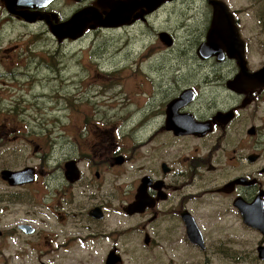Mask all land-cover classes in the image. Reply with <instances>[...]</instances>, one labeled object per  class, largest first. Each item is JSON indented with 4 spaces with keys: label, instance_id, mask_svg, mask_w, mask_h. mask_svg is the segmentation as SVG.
<instances>
[{
    "label": "flooded vegetation",
    "instance_id": "af4514ba",
    "mask_svg": "<svg viewBox=\"0 0 264 264\" xmlns=\"http://www.w3.org/2000/svg\"><path fill=\"white\" fill-rule=\"evenodd\" d=\"M176 1L166 0L151 12L140 6L116 29L92 33L129 32L127 28L149 24L164 6ZM200 1L204 19L182 22L186 29L180 37L174 30L149 24L150 42L155 44L150 54H161L155 57L157 63L151 59L157 67L142 83L148 91L146 110L131 121L96 122L80 115L79 130L83 136L88 134L87 142L70 133L71 119L61 131L69 145L58 150L42 138L38 146L48 151L39 153L35 165L26 166L13 150L21 149L19 138L33 132L25 122L0 114V248L25 239L34 250L0 264H82V258L90 264L94 257L108 264L110 256L115 257L113 264H138L140 249H165L181 240L201 250L200 243L188 235V221L200 231L204 251L236 249L230 242L242 246L239 231L230 238V230L252 232L250 240L243 238L250 245L244 264H264V0H245L241 7L230 0ZM64 2L71 6L63 17L56 8ZM86 8L97 9L102 17L111 10L103 0H0V40L6 38V22L57 25ZM23 9L30 17L20 15ZM243 22H249V36ZM24 38L0 47V66L8 74H19L10 83L19 89L17 101L27 103L28 88L38 81L34 80L38 73L27 84L24 76L32 68L20 69L25 63ZM160 55L176 59L177 66L163 64ZM62 69L63 64L60 74L66 73L68 65L65 72ZM134 113L132 109L123 115ZM12 142L18 146L11 147ZM85 144L89 158L79 154ZM134 159L145 173L136 175L125 199L117 196L122 192L118 175L111 176L112 193H107V175ZM27 168L26 178L19 173ZM127 174L129 178L132 172ZM197 182L202 196L195 200L196 192L189 189ZM141 193L144 208L139 204ZM28 202H35L34 217H22L23 209L12 218L11 205ZM208 204H213L209 213L198 219L196 215Z\"/></svg>",
    "mask_w": 264,
    "mask_h": 264
},
{
    "label": "rangeland",
    "instance_id": "374dc122",
    "mask_svg": "<svg viewBox=\"0 0 264 264\" xmlns=\"http://www.w3.org/2000/svg\"><path fill=\"white\" fill-rule=\"evenodd\" d=\"M230 4L241 7L245 5L246 2L245 0H230ZM70 6V2H64L60 7L56 8V10L64 17L67 15L66 10ZM204 10V4L200 0H177L174 4L164 6L151 18L149 24H154L156 28H163L169 32L174 30L180 37L184 34V30L186 29L182 27V22H202L204 19ZM243 23L247 31L246 35L249 36L250 33L247 28V26L250 27L249 22ZM149 24H140L135 29L127 28L131 31L121 33L115 31L112 34H104L87 31L83 34L87 36L86 38L79 42L71 43L74 38L67 37L63 40L57 37L55 38L48 26L44 23L28 24L24 22H8L7 24L6 22L7 34L4 40H0L1 48H6L10 43L9 41H12V43L17 42L19 36H23L27 33V36L23 39V51H21V53H25V63L22 64L20 68L22 70L30 67L32 68L31 71H28L27 75L24 76L27 80V84H30V79L34 73L44 75L42 77L36 76L34 80H39L41 78L50 82L48 85L43 81H39L37 85H30V94L27 95V99H30L29 102H19L17 101L19 98V89L14 83H10L19 74L15 72L8 74L5 68L0 66V114L9 115L15 120L25 122L28 130L33 132L29 134L26 139L19 138L22 147L20 150H13L23 157L24 162L20 164L26 163V166H33L39 161V153L48 151L47 148L42 149L38 146L42 138H48L55 144L54 147L58 150L63 146L69 145L67 143L68 139L62 135L61 131L63 124L71 119L74 121L71 122L69 126L70 133L79 135L81 141L87 142L88 134L83 136L82 132L79 130L82 125V121L79 119L81 114L87 116L92 121H99L106 118L113 121L124 122V116L109 114H113L115 110H119L120 113L118 114L131 111V109L125 107L128 103H134L131 105H134L133 107L135 110L140 109V112L146 110L144 106L148 100V91L146 88H142V86L148 82L152 67H157L154 63H151V59L154 61L155 57L161 54L159 52L152 54V56L150 54L151 48L155 44L153 41L150 42V31L152 27L149 26ZM30 36L39 38V41L35 44L37 47L43 49V47L46 46L45 49L51 50V52L31 56L26 52L27 45L25 43ZM185 36L186 34L184 35V42ZM29 50H31V48ZM73 52L76 53L74 54ZM160 58L163 64L168 65V67L177 66L176 59L173 61V59H169L163 55H160ZM1 60H5L3 56ZM155 61L156 63L158 62L157 59ZM62 64V72H65L67 65L68 71L60 74L61 71L59 67ZM14 67L17 66H12L10 69ZM78 75L80 76L79 79H77ZM73 76H75L76 79L73 78ZM77 81L79 82V86L77 83L68 88L70 83H75ZM3 82L6 83L3 84ZM35 93L37 94L36 96ZM71 95L76 99L81 95L79 103H77L76 99ZM35 97H38V99ZM51 97H55L57 100L50 101L48 98ZM4 107L7 108L5 109ZM54 116L56 118H53ZM59 117L64 118L60 119ZM12 123L13 122H10V127ZM147 145L149 146L150 143L148 142L146 146ZM16 146L18 145L13 142L11 143V147ZM34 146L35 149H33ZM108 148L116 149L117 146L109 145ZM139 149V146L133 149L131 155H134L136 150ZM88 152V146L85 144L84 147L80 149L79 154L89 158L91 155ZM92 153L95 155L94 152ZM153 154V156H156V152ZM138 164L139 162L137 159H134L131 160L127 166L113 171L112 174H108L106 179L109 186L106 192L109 194L112 193V187L110 186L111 176L118 175L122 178V192L117 196L120 197V200L125 199L127 192L132 187L136 175L145 173L144 170L139 169ZM129 171H131L132 174L128 178L127 173ZM200 185L201 183L197 182L192 189H189L192 192H196V194L192 195V199L198 200L202 196ZM205 198L207 197H204V199ZM191 203H189L188 206H192ZM34 205L35 202L34 204L33 202H28L25 206L12 204V218L14 215L22 213L23 209H25L26 212L21 215L22 217H34ZM211 205L213 204L206 205L202 211L198 212L196 217L198 219L204 218L205 215L209 213V207ZM143 206L144 205L140 208H144ZM112 209L114 210L113 200ZM209 226L211 227L212 224ZM235 231H239L237 235L242 238V240H238L242 246L230 242L231 246L233 245L236 249L230 247V250L208 249L201 251L187 245L181 240L178 245L166 246L167 248L165 249H153L148 251L140 249L138 264H244L246 253L250 248L247 240H250L252 237V232L248 231L244 234L242 230H230V238H236L235 235H232V232ZM14 241L15 240H12V242ZM25 242L26 240L24 239L10 244V247L0 248V260L10 259L12 261L23 257L24 254L34 252ZM139 247L143 248L142 245H139ZM178 250H182L184 255L181 256L179 252H177ZM82 253L83 255L87 254V252H81V254ZM229 256L230 259H228ZM79 262L87 264L88 260L82 258ZM90 264H102L100 257L91 258Z\"/></svg>",
    "mask_w": 264,
    "mask_h": 264
},
{
    "label": "water",
    "instance_id": "95a60500",
    "mask_svg": "<svg viewBox=\"0 0 264 264\" xmlns=\"http://www.w3.org/2000/svg\"><path fill=\"white\" fill-rule=\"evenodd\" d=\"M103 1H107L111 3V10L107 13L106 18L97 20L95 17L97 13L96 10H94L93 8L92 9L86 8L81 13L76 14L72 20L51 27V32L60 40H63L64 38L67 37H72L76 39L82 36L87 29H96L98 27H103V26L115 27L118 25H122L123 23L128 22V20L130 19L129 17L135 12L136 8H140V6H146L148 8V12H151L166 0H103ZM215 2L217 1L212 0L213 4H215ZM23 7L29 8L32 6L24 5ZM12 11L14 13L16 12L14 10ZM21 11L19 12L20 15L24 16L25 18L30 17V14L26 9H23ZM32 19L34 20L35 18ZM142 197L143 195L140 194V198ZM188 229L190 230L189 224H188ZM191 231L192 233H194L193 230Z\"/></svg>",
    "mask_w": 264,
    "mask_h": 264
},
{
    "label": "trees",
    "instance_id": "16d2710c",
    "mask_svg": "<svg viewBox=\"0 0 264 264\" xmlns=\"http://www.w3.org/2000/svg\"><path fill=\"white\" fill-rule=\"evenodd\" d=\"M25 36H27V33H25ZM39 41L38 37H32L30 36L28 40H26L27 45V51L31 56H34L35 54H45V52H51V50H45V47L43 49L41 47H37L35 44ZM29 46V47H28ZM31 48V50H29ZM59 75V74H58ZM54 82V81H53ZM4 84V83H3ZM81 97V96H80ZM50 101H56L55 97L48 98ZM83 115V114H81ZM112 115V114H109Z\"/></svg>",
    "mask_w": 264,
    "mask_h": 264
}]
</instances>
